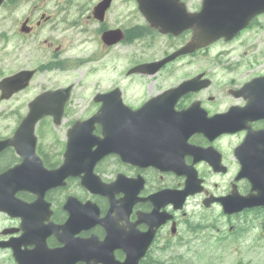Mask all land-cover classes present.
<instances>
[{"label": "flooded vegetation", "instance_id": "af4514ba", "mask_svg": "<svg viewBox=\"0 0 264 264\" xmlns=\"http://www.w3.org/2000/svg\"><path fill=\"white\" fill-rule=\"evenodd\" d=\"M179 1L191 12L200 8V0ZM3 3H29V9L22 20L24 31L0 30V80L21 70H32V75L24 88L0 97V141L14 138L0 145V264H68L69 247L77 252L74 264H86L82 255L102 253L106 236L115 245L112 256L122 261L126 253L117 240L145 243L149 228L153 234L140 261L162 264L173 245L208 242L214 252L201 256L210 262L228 257L233 264H264V206L224 212V204L234 200L236 192H250L248 181L238 178L242 162L260 164L264 159V140L239 146L248 131L264 129V117L247 121L234 133L205 124L206 118L233 106L264 115V81L258 79L264 77V12L228 40L176 55L149 76L127 75L132 81L149 79L143 84L144 98L139 104L128 102L129 109L186 80L200 77V83L208 82L174 95L172 104L169 98L159 116L171 108L175 113L170 118L182 117L179 125L169 126L164 118L154 124L140 115L114 119L116 104L109 111L100 110L102 102L95 99L118 88L120 63L130 69L159 60L186 43L192 28L178 35L161 34L148 20L159 17L161 7L147 6L142 13L137 0ZM110 29L121 32L108 44L102 34ZM54 74L63 77V83L52 78ZM253 80L256 85L247 86ZM64 86L70 87V94L61 121L54 125L52 113H45L33 128L35 138L29 131L16 135L29 103L47 89ZM120 90L123 97L124 89ZM93 115L111 122V128L97 120L92 130L96 141H69L73 123ZM61 126L62 135L55 138L54 129ZM105 143L111 149L102 153ZM97 150L102 154L89 172L86 163ZM64 161L67 172L54 173ZM156 161L181 166L157 168L151 165ZM186 172L196 190L183 194ZM13 205L14 215L3 211ZM70 211L82 221L72 227L77 232L69 238L71 228L65 223ZM106 215L105 225L99 223ZM249 217L255 228L246 231ZM188 256L197 254L183 257Z\"/></svg>", "mask_w": 264, "mask_h": 264}, {"label": "rangeland", "instance_id": "374dc122", "mask_svg": "<svg viewBox=\"0 0 264 264\" xmlns=\"http://www.w3.org/2000/svg\"><path fill=\"white\" fill-rule=\"evenodd\" d=\"M27 8H28V5H22V6L19 7V9L17 11H15L13 13H11L10 11H8L6 8H4L3 10H0V29L3 28L2 23L4 22L3 20H4L5 17H7L8 19L13 18L14 16L19 15L22 12H24L25 10H27ZM77 46L78 45L75 44V47H77ZM119 66H123V65H119ZM78 74H80V70L77 71L76 75H78ZM98 74H100V73H98ZM98 74H96V75L98 76ZM117 74H118V81H121L119 83V85H125V83H126L127 87H129L130 89H132L134 92H140L141 93L142 88H141V85L138 82H136V85H133L131 81L130 82H125L126 81V78H124L123 74L120 71H117ZM59 76L60 75H58V74H54L52 76V78L59 77ZM58 79H59V82L60 83H63V81H64V78L63 77H59ZM65 81H67V80H65ZM131 97L132 96L129 93L128 94V98H131ZM63 125H65V123H63ZM62 126L59 127V128H55L54 129L55 138L62 135ZM165 258L166 259L167 258H170V259H167V262H169L168 260H171L172 261V255H166ZM188 258H191V257L188 256ZM221 263H222V260L221 261H218L217 264H221ZM254 264H256V263H254Z\"/></svg>", "mask_w": 264, "mask_h": 264}, {"label": "water", "instance_id": "95a60500", "mask_svg": "<svg viewBox=\"0 0 264 264\" xmlns=\"http://www.w3.org/2000/svg\"><path fill=\"white\" fill-rule=\"evenodd\" d=\"M208 1H209V3L207 1H204V4H206L207 6L205 7V10H204V5H203V8H202V11L201 12H205L206 11V12H211V13L215 14V16L213 18L214 21L220 19V15L223 14V12L227 11V10H225L226 9L225 7H227L229 5V3L223 2L221 4V2L219 0H208ZM252 2H254L257 7H259L260 5H263L264 4V0H252L251 3ZM239 4H241V3H239ZM201 12L198 15V17H199V20L198 21H200V14H201ZM198 37L200 39L207 38L209 40V39L215 38L216 35H213V36H198ZM117 102H118L119 106L122 105L121 102H120L119 97H118V101ZM122 108H125V107H122ZM63 170H64V166H62L58 171H63ZM139 256L140 255H137V256H132V255L130 256V255H128V257H126L125 260H124V262H122L121 264H136L137 259L139 258Z\"/></svg>", "mask_w": 264, "mask_h": 264}]
</instances>
